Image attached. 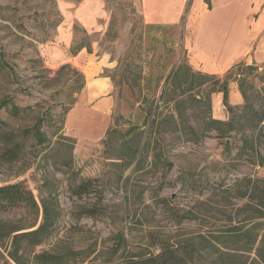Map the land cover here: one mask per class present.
I'll use <instances>...</instances> for the list:
<instances>
[{
	"label": "rangeland",
	"instance_id": "obj_1",
	"mask_svg": "<svg viewBox=\"0 0 264 264\" xmlns=\"http://www.w3.org/2000/svg\"><path fill=\"white\" fill-rule=\"evenodd\" d=\"M103 1V30L73 23L65 44L62 3L75 9L82 0H0V103L10 98L21 109L19 116L0 112V187L22 183L39 205L0 208V235L37 229L45 199L58 219L26 260L46 252L62 264H114L168 243H196L193 264H264V198L240 197L264 190V136L254 135V151H244L242 134L219 138L208 127L229 119L218 92L226 73L190 66L183 22L146 26L139 0ZM62 51L71 62L52 66L49 58ZM64 65L71 69L60 71ZM258 66L261 74L264 63ZM76 71L99 89L89 106L111 101L95 138L73 131L86 114L71 111L89 92L86 84L76 93ZM260 86L254 80L255 91ZM236 89L230 82L234 107ZM40 119L44 144L25 134ZM240 228L251 237L236 236ZM11 241L3 240L8 250Z\"/></svg>",
	"mask_w": 264,
	"mask_h": 264
},
{
	"label": "crops",
	"instance_id": "obj_2",
	"mask_svg": "<svg viewBox=\"0 0 264 264\" xmlns=\"http://www.w3.org/2000/svg\"><path fill=\"white\" fill-rule=\"evenodd\" d=\"M104 5L103 0H82L73 9L71 3L63 2L61 10L66 13V21L58 31L60 41L65 44L73 41L69 30L73 23H79L90 32L102 31L104 23L100 19L104 17ZM139 5L146 26L185 24L184 46L190 66L198 71L222 75L240 63H264V0H139ZM69 61L63 51L58 58H49L52 66ZM87 87L89 92L83 94L79 106L71 113L94 114L107 121L111 101L89 106L90 102H95L99 89L93 84ZM234 96L239 106L243 98L238 89ZM74 123H78V128L73 129L77 132L82 122Z\"/></svg>",
	"mask_w": 264,
	"mask_h": 264
},
{
	"label": "trees",
	"instance_id": "obj_3",
	"mask_svg": "<svg viewBox=\"0 0 264 264\" xmlns=\"http://www.w3.org/2000/svg\"><path fill=\"white\" fill-rule=\"evenodd\" d=\"M261 67L257 64L248 65L246 63H240L230 69L221 84L218 92L223 93V102L229 113L228 121L211 120L208 124L209 130L218 133L219 138H226L232 134H242L243 145L242 150L248 151L250 148L254 151L253 142L254 135L264 136V69L261 74L258 73ZM65 69H71L70 65H64L60 68V71ZM255 72L258 73L256 78H252L251 75ZM79 79L76 84V93H81L85 88L86 81L84 75L79 71ZM209 78V77H208ZM216 82H220V79ZM254 80H259L261 86L259 90L255 91ZM235 82L238 84V90L242 95L244 104L243 106L234 107L229 104V84ZM180 105V102L177 103ZM5 109L11 112L15 116H19L21 109L17 107L12 99H5L0 103V112ZM179 110V109H178ZM180 112V110H179ZM46 119H40L34 125L33 128L25 131L27 136L33 135L40 144L48 142L47 138L41 135V129L45 125ZM228 145V143H227ZM256 152V151H255ZM259 155L258 153H256ZM258 182L264 184V180ZM88 185H81L80 189L82 192L86 191ZM264 190L262 187L257 186L253 190L252 195L244 193L240 195L241 198L247 199L257 194V198H264L262 194ZM44 220L43 223L35 230L21 233L23 229L11 228L6 233L0 235V246L5 248L7 252V258H5V264H62L61 258L49 254L46 252L34 255L31 259L26 260L25 256L29 253H33V250L40 246L46 238L50 236L51 229L55 226L58 213L55 208L51 207L48 200L42 199L41 201ZM28 204L34 209H39L38 202L36 201L33 193L25 188L22 183L13 185H7L0 187V208L16 207L21 204ZM259 204H263L259 201ZM243 229L240 228L236 234L239 237H251V233H244ZM232 231H227L229 234ZM18 233V234H16ZM15 234V235H14ZM232 234V233H230ZM10 250L8 246L4 245V238H11ZM262 248L259 249L260 257L264 262V235L261 241ZM8 250V251H7ZM200 249L197 248L196 243L183 245V249L179 244H166L161 247V251L158 254H154L148 257L137 258L135 256H127L121 262L114 264H193L196 261L194 254H199ZM27 257V256H26Z\"/></svg>",
	"mask_w": 264,
	"mask_h": 264
},
{
	"label": "bare ground",
	"instance_id": "obj_4",
	"mask_svg": "<svg viewBox=\"0 0 264 264\" xmlns=\"http://www.w3.org/2000/svg\"><path fill=\"white\" fill-rule=\"evenodd\" d=\"M101 119H102L101 116H97V115L95 116L94 114L86 116L85 118H80L78 119V121L81 120L82 124L79 129L81 130L82 128H85L87 135L92 138H95L98 136L101 130V126H102Z\"/></svg>",
	"mask_w": 264,
	"mask_h": 264
}]
</instances>
